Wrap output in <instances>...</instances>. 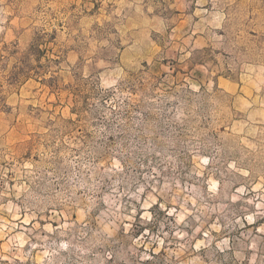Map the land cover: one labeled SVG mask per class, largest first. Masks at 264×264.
<instances>
[{
	"label": "rangeland",
	"instance_id": "rangeland-1",
	"mask_svg": "<svg viewBox=\"0 0 264 264\" xmlns=\"http://www.w3.org/2000/svg\"><path fill=\"white\" fill-rule=\"evenodd\" d=\"M0 264H264V0H0Z\"/></svg>",
	"mask_w": 264,
	"mask_h": 264
}]
</instances>
